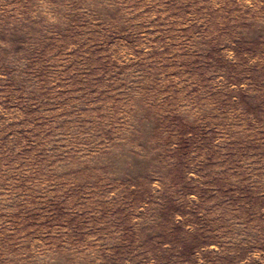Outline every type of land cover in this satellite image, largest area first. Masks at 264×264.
Returning a JSON list of instances; mask_svg holds the SVG:
<instances>
[{
  "label": "rangeland",
  "instance_id": "rangeland-1",
  "mask_svg": "<svg viewBox=\"0 0 264 264\" xmlns=\"http://www.w3.org/2000/svg\"><path fill=\"white\" fill-rule=\"evenodd\" d=\"M0 264H264V0H0Z\"/></svg>",
  "mask_w": 264,
  "mask_h": 264
}]
</instances>
